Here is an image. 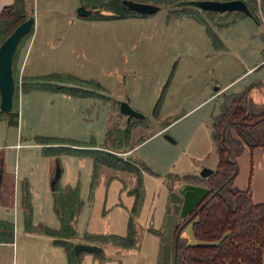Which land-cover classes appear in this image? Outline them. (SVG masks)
<instances>
[{
    "label": "rangeland",
    "instance_id": "rangeland-1",
    "mask_svg": "<svg viewBox=\"0 0 264 264\" xmlns=\"http://www.w3.org/2000/svg\"><path fill=\"white\" fill-rule=\"evenodd\" d=\"M78 3L79 0H34L35 43L30 58L43 50L45 55L37 68L40 75L64 72L94 79L110 99L77 100L59 93H32L21 97L22 125L15 128L0 122V195L4 193L0 202L8 205L0 218L10 219L15 225V247H0V264L62 263L61 248L38 232L44 226L59 228L52 209L51 178H47L48 166L55 159L41 156L38 146L28 144L33 143L32 137L59 136L83 142L93 139L102 146L109 138V129L125 126L127 117L119 114L116 104L121 101H128L146 116L144 122L133 125L130 144L143 142L135 146L134 152L118 153L142 169L144 193L137 212L131 211L135 198L128 194L136 187L137 178L126 172L99 168L90 197L93 161L89 157L61 156L58 185L67 189L79 183L83 206L73 242L103 249L100 254L82 252L79 264H161L169 194L178 186L176 183L170 188L167 175L199 174L202 167L214 169L217 163L210 116L221 100L211 95L217 87L228 85L226 92H235L254 79L264 80V67L253 75H243L248 66L264 58L262 0H257L260 24L247 17L215 29V25L229 24L235 18L209 16L207 20L224 49H215L204 26L192 18L167 21L171 7L161 6L147 16L93 20L77 14ZM60 5L68 7L59 8ZM68 12L73 16L64 15ZM51 27L55 35L48 39L46 31ZM164 88L162 106L154 116V105ZM253 98L264 101V87H259ZM168 123L171 124L162 130ZM165 135L175 142L168 141ZM25 137H30L31 142ZM17 142L24 145L10 146ZM14 175L30 181L35 233L24 230L19 205L13 209ZM130 217L134 219L137 240L133 249L84 238L86 233L125 236ZM183 219H179L178 226ZM181 235L190 243H198L191 224L183 226Z\"/></svg>",
    "mask_w": 264,
    "mask_h": 264
},
{
    "label": "trees",
    "instance_id": "trees-1",
    "mask_svg": "<svg viewBox=\"0 0 264 264\" xmlns=\"http://www.w3.org/2000/svg\"><path fill=\"white\" fill-rule=\"evenodd\" d=\"M85 7L96 10L87 17L93 20L123 19L140 15L129 10L122 4V0H79ZM135 2L153 3L158 6L171 7L167 14V21L179 17H189L204 26L206 35L215 49H224V44L215 29L234 24L235 21L247 18L241 12L215 13L190 6H179L184 0H132ZM226 1V0H218ZM249 11L254 15L258 24L259 5L257 0H243ZM33 0H14L0 12V44L3 40L31 14L27 5ZM262 10L263 1H262ZM233 16L235 19L226 25L212 27L209 16ZM31 30L19 41L13 57V76L15 90L13 106L8 113H0V121H5L9 127H18L19 121V91H47L60 93L77 99L98 98L107 101L109 96L102 93L105 88L94 79H82L69 73L52 72L30 78L18 80L17 61L19 51L30 38ZM20 81V82H19ZM169 82L165 85H168ZM264 87V82H251L236 92H225L219 95L220 102L216 111L211 114V139L216 146L217 163L213 174L206 178L198 174L179 176L168 174L167 181L171 188L179 182L206 187L208 193L201 199L191 213L183 219V224H177L171 244V264H264V204L254 203L249 190L241 191L233 186V180L238 172L237 157L245 146L249 148H264V101L256 102L253 93ZM165 88L156 100L153 115L158 116L163 103ZM119 105L120 102H116ZM121 116H124L119 112ZM142 119L131 118L124 127H114L106 132L109 137L104 145L99 146L92 139L83 142L66 137L35 134L32 139L40 146L43 157L59 159L61 156L89 157L93 161V174L90 185V197L95 186L99 168L107 167L115 171L126 172L136 176L137 185L128 191L134 196L131 211L136 213L142 204L143 186L142 169L131 158H125L118 153L133 150L130 144L133 125L144 122ZM171 123L164 126L167 127ZM143 140V139H142ZM140 140L136 143L138 145ZM55 167V166H54ZM54 173V172H53ZM52 173V174H53ZM53 176V175H52ZM30 185L24 180L21 185V208L23 212L24 228L27 232H36L32 225L33 207L31 203ZM52 192L53 212L59 221V228L52 229L44 226L40 231L53 238L56 246L66 252L69 264H79L82 252L76 256L73 239L77 237L75 228L77 217L82 209L80 187L76 185L62 189L57 184ZM172 190L170 191V193ZM170 195V194H169ZM169 197V196H168ZM167 214L171 212L168 200ZM166 217V216H165ZM179 222V221H178ZM191 224L193 236L198 243H190L181 235L183 226ZM164 236V232H163ZM92 242L109 243L112 247L133 249L136 244L134 219L127 222V234H89L84 235ZM14 242V224L11 221L0 220V243ZM164 242V237H163ZM162 249V248H161Z\"/></svg>",
    "mask_w": 264,
    "mask_h": 264
},
{
    "label": "water",
    "instance_id": "water-1",
    "mask_svg": "<svg viewBox=\"0 0 264 264\" xmlns=\"http://www.w3.org/2000/svg\"><path fill=\"white\" fill-rule=\"evenodd\" d=\"M262 1L264 9V0ZM122 4L129 10L146 16L155 14L161 9V7L156 4L135 2L132 0H122ZM178 5L195 7L200 10L212 11L220 14L225 12H241L248 18L257 22L243 0H184ZM94 11L96 10L88 9L84 5H80L77 8V14L80 17H89ZM34 21V16H29L0 44V113H8L12 109L15 90L12 66L13 57L19 41L31 30L34 26ZM119 112L127 117V121H130L131 118H144V115L134 110L129 105L128 101L120 102ZM165 138L170 142H175L169 135H165ZM61 172L62 168L59 159L56 158L54 173L49 183L51 191L55 190L61 177ZM213 172L214 169L204 166L201 168L198 175L202 178H206L213 174ZM207 193L208 189L206 187L184 182H179L175 190L170 193L169 201L171 203V212L167 214L164 222V242L162 244L161 264H171V244L179 219L187 217ZM73 249L76 256L81 252L97 254L103 252V249L95 244L77 243L74 245Z\"/></svg>",
    "mask_w": 264,
    "mask_h": 264
},
{
    "label": "crops",
    "instance_id": "crops-1",
    "mask_svg": "<svg viewBox=\"0 0 264 264\" xmlns=\"http://www.w3.org/2000/svg\"><path fill=\"white\" fill-rule=\"evenodd\" d=\"M66 1H68V0H66ZM13 2H14V0H0V12H1V10L4 7L11 5ZM33 5H34V0L32 2L31 6L27 5V11L32 16H34V11L32 9ZM79 5H84V4H81L80 1H79V3L76 6H79ZM61 6H63V5H60L59 8H61ZM67 7L68 6H63L62 8L67 9ZM64 15L72 17L73 13L68 12V13H65ZM83 18L88 19L87 17H83ZM34 19H35V21H34V25H35L36 17H34ZM33 31H34V26H33ZM34 32H32V35L30 36V38L24 43V45L22 46V48L19 51L17 67H18V69H19V71L21 73V78H23V77L24 78L25 77L26 78L27 77L30 78V77H36V76L40 75V73H39L37 68H38L40 62L43 60V56L45 55V53H44L43 50H41L32 59L30 58L31 57V53L33 51V46H34V43H35V36H34L35 33ZM46 33H48L47 34V38L48 39L53 38L54 35H55L54 34V30L52 29V27L49 30H47ZM45 42H46V38L45 39L43 38V43H45ZM262 67H264V58L259 60V61H257V62H255V63H253L252 65L248 66L247 69L244 71L243 75H246V77L249 76V75H253L258 70H260ZM57 73H62V72H57ZM69 74H71V73H69ZM72 75H74V74H72ZM255 81L264 82L263 79L257 78V79H254V81H250V82L246 83L244 85V87L246 85H248L249 83L255 82ZM227 87H228V85H225L224 87H217L215 89V93H213L211 95V98L217 99V97H219L220 94L225 93L227 91L226 90ZM37 92H47V91H32V92H29V93H22L21 91H19V104L21 102V97H23V95L29 96L30 94L37 93ZM49 93H51V92H49ZM67 97H69V96H67ZM69 98H73V97H69ZM73 99H77V98H73ZM77 100H86V99H77ZM23 121H24V119H23L22 113L20 114V111H19L18 125H20V123L22 125ZM15 128H17V127H15ZM165 128L163 127L162 130H164ZM29 138L25 137L24 139L27 140ZM29 141H30V139H29ZM32 142L33 143H28V142H26V143L38 146V145H36L34 143L33 140H32ZM23 145L24 144H18V142H17L15 145H10V146L11 147L15 146V148H19V147H21ZM135 146H134V149H135ZM38 147L40 148V146H38ZM134 149L132 150L133 152H134ZM47 158L53 159V160L55 159L53 157H47ZM237 164H238V172H237V175L235 176V178L233 180V186L235 188H237L238 190H241V191L249 190L250 194H251V200L254 203H262V204H264V148H262V147H254V148L251 149V148L245 146L244 149H243V152L237 157ZM54 165H55V160L53 161L52 166H50V165L48 166L47 178H51L52 177L51 176L52 174H50V171H51V173L53 172ZM28 175L31 176L30 174H28ZM24 180H27L29 185H30V181H29L28 178L20 177L19 175H14V184H13V186H14V193L16 195L13 196L12 206H13V209H14L15 207H17V205H19L20 213H21L22 218H23V212H22V208H21V195H22L21 185H22V182ZM49 189H50V187H49ZM30 193H31V190H30ZM50 193H51V197H52L51 189H50ZM2 195H4L3 192L0 195V200H1ZM16 196H17V198H15ZM7 207H8V205H6L5 203H1L0 202V214H2V209L6 210ZM19 208L16 211L14 210V212L18 213L19 212ZM52 209H53V200H52ZM16 218L18 220L17 216H16ZM0 220H7V219L0 218ZM7 221H11L12 222V220H10V219L7 220ZM22 222H23V226H24V221L22 220ZM32 222H33V218H32ZM32 225H33V223H32ZM24 230H25V228H24ZM29 233H35V232H29ZM41 235L49 237L51 239L50 242L52 243V245L56 246L53 243V238L52 237H50V236H48V235H46L44 233H41ZM14 239H15V225H14ZM5 246L15 247V240H14L13 243H0V247H5ZM58 248H61L62 253H63V256L61 258V261H62L61 264H69L68 263V258H67V255H66V252L64 251V249L62 247H59V246H58Z\"/></svg>",
    "mask_w": 264,
    "mask_h": 264
},
{
    "label": "built area",
    "instance_id": "built-area-1",
    "mask_svg": "<svg viewBox=\"0 0 264 264\" xmlns=\"http://www.w3.org/2000/svg\"><path fill=\"white\" fill-rule=\"evenodd\" d=\"M259 1V0H258Z\"/></svg>",
    "mask_w": 264,
    "mask_h": 264
}]
</instances>
